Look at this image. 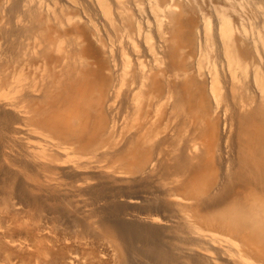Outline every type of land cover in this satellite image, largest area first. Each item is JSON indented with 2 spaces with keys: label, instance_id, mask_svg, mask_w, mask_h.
I'll list each match as a JSON object with an SVG mask.
<instances>
[{
  "label": "bare ground",
  "instance_id": "bare-ground-1",
  "mask_svg": "<svg viewBox=\"0 0 264 264\" xmlns=\"http://www.w3.org/2000/svg\"><path fill=\"white\" fill-rule=\"evenodd\" d=\"M178 8L5 0L0 90L13 85L0 120L14 124L28 173L56 160L75 192L128 185L119 200L139 210L136 240L102 222L121 264L131 240L151 264H264V40L246 32L252 50L239 48L214 11L195 56L191 41L177 46L178 25H190ZM9 157L0 148V162ZM99 160L121 177L109 180Z\"/></svg>",
  "mask_w": 264,
  "mask_h": 264
},
{
  "label": "rangeland",
  "instance_id": "rangeland-1",
  "mask_svg": "<svg viewBox=\"0 0 264 264\" xmlns=\"http://www.w3.org/2000/svg\"><path fill=\"white\" fill-rule=\"evenodd\" d=\"M4 1L0 0V7ZM176 1L179 6L177 12L182 13L181 22L190 20V25L186 27L178 25L179 49L183 50L187 41H191L196 56L198 33L205 23L212 31L214 11L218 16L222 14L229 18L237 34L239 48L252 50L251 43L242 39L241 35L246 32L259 35L264 40V0ZM2 20L5 21L0 13V22ZM4 61L1 59V62ZM1 70H5V66ZM12 85L10 79L7 89L0 90L1 104L12 101V94L8 95ZM12 127L14 124L0 120V148L10 156L7 163L0 162V264H121L120 253L114 251V245L109 242L112 234L105 232L102 222L107 220L115 225L119 232L125 234L126 240L128 236L136 240V222L131 216L135 217L139 210L132 211L120 203L121 197L130 191L128 185L106 182L92 193L75 192L73 178L63 172L64 166L56 160H51L53 164L46 166L42 177L38 178L36 170L28 173L23 168L26 164L22 157L24 153L17 135L11 133ZM54 137L59 141L62 138L58 134ZM51 139L54 140L53 137ZM36 160L38 163L39 159ZM113 161L99 160L96 164L106 168L109 180L121 177L120 174L109 173L107 167ZM133 240L130 241L132 248L129 252L131 264H146L144 261L148 260L136 257L140 248ZM148 264L151 263L148 261Z\"/></svg>",
  "mask_w": 264,
  "mask_h": 264
}]
</instances>
